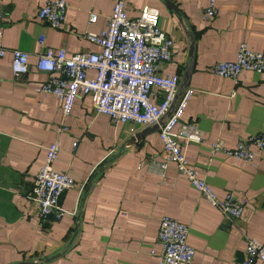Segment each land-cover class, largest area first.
I'll return each instance as SVG.
<instances>
[{"label":"crops","instance_id":"obj_1","mask_svg":"<svg viewBox=\"0 0 264 264\" xmlns=\"http://www.w3.org/2000/svg\"><path fill=\"white\" fill-rule=\"evenodd\" d=\"M47 1L0 0L6 50L0 58V264H158L164 216L188 227L195 252L190 264H241L247 240L264 244V153L250 147L255 158L245 163L209 151L216 141L233 149L239 139L264 133V74L244 71L232 81L210 70L233 61L240 44L264 54V0H216L211 20L203 17L208 0H125L131 18L143 7L156 9L160 28L173 40L172 61L160 71L179 77L176 101L193 90L180 125H193L201 136V143L187 145L186 160L217 198L231 194L245 201L238 220L200 197L174 163L156 169L164 155L160 124L115 125L82 95L62 121L59 99L37 92L48 78L36 69L38 54L49 48L98 52L85 35L105 29L113 3L64 0L65 23L52 29L37 16ZM91 12L96 18L88 23ZM14 50L28 55L29 70L18 78L10 69ZM55 142L52 168L75 186L60 198L64 217L41 222L31 188Z\"/></svg>","mask_w":264,"mask_h":264},{"label":"built area","instance_id":"obj_2","mask_svg":"<svg viewBox=\"0 0 264 264\" xmlns=\"http://www.w3.org/2000/svg\"><path fill=\"white\" fill-rule=\"evenodd\" d=\"M112 10L106 27L97 34H86L85 39L99 48L94 53L69 55L64 49H45L38 54L36 69L48 75L37 89L38 93L52 95L61 103V119L70 114L79 95L89 97L95 114L104 115L118 125L130 123L134 126L159 125L158 136L163 147V161L154 166L159 172L166 169L168 162L174 163L179 174L212 207L231 219L241 218L245 201L231 194L217 198L210 187L190 167L185 149L188 144L201 143V136L193 125H180L183 111L193 96V90H185L174 105L178 92L179 77L162 75L160 69L172 61L174 42L159 26V13L151 7H143L135 18L128 17L125 0H112ZM68 4L64 0L47 1L38 12V18L52 29H59L66 20ZM217 13L216 0H208L203 9L205 20ZM90 13L88 23L95 21ZM2 10L0 6V22ZM2 32L0 29V37ZM44 45V38L38 40ZM6 50L0 42V58ZM10 69L13 77L25 75L29 70L28 55L14 50L11 52ZM264 74V54L251 51L240 44L233 61L215 63L212 75L236 81L244 72ZM93 72L94 76L89 74ZM159 95L157 104L151 97ZM179 125V131L175 128ZM60 128L58 133L65 131ZM254 147L264 153V133L239 139L233 149H227L222 141L210 146V156L221 153L228 157L252 163ZM59 152L58 143L46 149L44 163L32 184L30 197L41 222H58L65 212L60 198L74 188V181L65 173L56 172L52 165ZM188 227L170 217H161L158 229L160 254L158 264H190L194 250L187 243ZM264 264V244L247 240L244 260L241 264Z\"/></svg>","mask_w":264,"mask_h":264},{"label":"water","instance_id":"obj_3","mask_svg":"<svg viewBox=\"0 0 264 264\" xmlns=\"http://www.w3.org/2000/svg\"><path fill=\"white\" fill-rule=\"evenodd\" d=\"M175 101H176V99H175ZM176 102H177V101H176ZM176 102H174V105H175V103H176ZM159 124H161V122H160ZM153 126H157V127H158V125H157V124H156V125H153Z\"/></svg>","mask_w":264,"mask_h":264}]
</instances>
